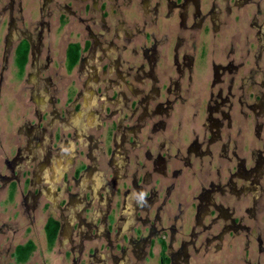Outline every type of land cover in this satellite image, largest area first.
Masks as SVG:
<instances>
[{
  "label": "flooded vegetation",
  "instance_id": "1",
  "mask_svg": "<svg viewBox=\"0 0 264 264\" xmlns=\"http://www.w3.org/2000/svg\"><path fill=\"white\" fill-rule=\"evenodd\" d=\"M0 264H264V0H0Z\"/></svg>",
  "mask_w": 264,
  "mask_h": 264
}]
</instances>
